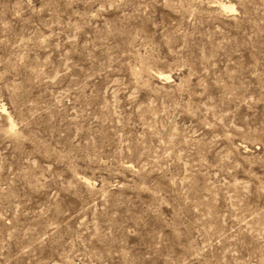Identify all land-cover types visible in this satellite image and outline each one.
<instances>
[{"label": "rangeland", "instance_id": "374dc122", "mask_svg": "<svg viewBox=\"0 0 264 264\" xmlns=\"http://www.w3.org/2000/svg\"><path fill=\"white\" fill-rule=\"evenodd\" d=\"M0 264H264V0H0Z\"/></svg>", "mask_w": 264, "mask_h": 264}]
</instances>
